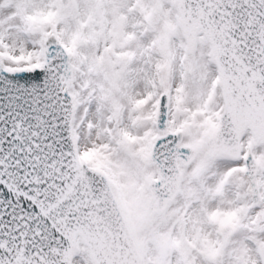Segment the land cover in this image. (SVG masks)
<instances>
[{
	"label": "snow or ice",
	"instance_id": "obj_1",
	"mask_svg": "<svg viewBox=\"0 0 264 264\" xmlns=\"http://www.w3.org/2000/svg\"><path fill=\"white\" fill-rule=\"evenodd\" d=\"M0 264H264V0H0Z\"/></svg>",
	"mask_w": 264,
	"mask_h": 264
}]
</instances>
